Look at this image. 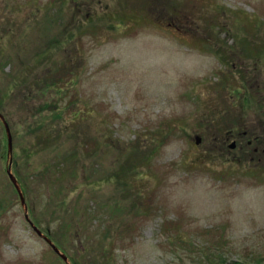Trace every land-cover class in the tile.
Segmentation results:
<instances>
[{
	"label": "rangeland",
	"instance_id": "374dc122",
	"mask_svg": "<svg viewBox=\"0 0 264 264\" xmlns=\"http://www.w3.org/2000/svg\"><path fill=\"white\" fill-rule=\"evenodd\" d=\"M0 19L10 22L4 32L0 22L9 56L0 95L13 139L10 152L0 119V264H73L30 224L58 227L50 215L55 179L62 209L74 219L81 207L78 229L90 225L93 240L88 254L74 225L67 250L57 247L84 264H264L256 262L264 259V178L246 174L252 155L237 137L256 120L249 97L264 96V0H0ZM45 59L75 64L49 100L61 127L79 112L88 137L77 142V180L47 175L49 185L29 181L23 190L17 169L22 177L42 171L50 157L29 166L23 153L30 123L50 117L37 89L56 74L54 64L38 65ZM230 113L239 122L218 131Z\"/></svg>",
	"mask_w": 264,
	"mask_h": 264
},
{
	"label": "trees",
	"instance_id": "16d2710c",
	"mask_svg": "<svg viewBox=\"0 0 264 264\" xmlns=\"http://www.w3.org/2000/svg\"><path fill=\"white\" fill-rule=\"evenodd\" d=\"M50 19V18H48ZM0 22H5L4 27H2L1 32H4L5 28L7 26H10L9 20H4ZM52 23V21H49ZM54 22V21H53ZM54 42V40L51 41V43ZM56 43V42H55ZM54 43V44H55ZM53 44V45H54ZM60 44V41L57 43ZM52 45V46H53ZM41 50V49H40ZM44 52V50H42ZM2 47H0V66L2 65L4 70V66L8 64L9 59H5L9 57L8 55H2ZM39 52L37 53L38 56L42 58L44 53ZM260 50L256 55H262L259 53ZM54 63L48 61V59H45L44 61H40L38 65L41 64H54L56 66L57 63L56 61H53ZM56 66V74L54 76L46 75L44 77V80L39 83L37 89L38 91L42 92L45 95V99H43L41 107H44L45 110H47V113L50 114V117L46 119L41 118L39 120H34L33 123H30V127H32L31 132L29 131L28 134L29 136L27 137L28 140V146L23 147V153L26 155V162L28 163L29 166L31 165V160L38 156L39 154H43L46 156V152H50L49 158L42 157V171L37 170L36 168H33L27 176H23L22 174L24 172L19 171L17 169L18 173V178L19 182L21 183V188L24 190H27V186H29V181H37L40 185H45L51 183V179L47 178V175H53L56 176V174L59 173V175H65L66 179L68 181H75L78 179V172H79V165H80V159L78 158L79 152L77 151V144H84L88 137L86 133L85 127L82 125L81 128H78L79 126L77 125V120L79 119V112L75 114L73 120L69 124L63 125L64 127H61L60 122L58 121L59 118L62 119V113L60 112V108L57 106V104L53 100H49V94L52 92H58L61 93L63 92V88H61L60 81L63 79L65 73L68 71H72L73 67L75 64L72 62V67L70 68L69 66L67 67L66 65ZM1 68V67H0ZM69 68V69H68ZM14 78V77H13ZM16 78H14L15 80ZM28 79L24 81L23 84H27ZM9 94V92H6ZM10 96V94H9ZM250 99H253L252 102H254L257 105V115L255 116L256 120H248L250 123L247 121L243 124H241L243 127H240L238 131V136L241 139V150L244 153H248L252 155V163H247V166L245 167L246 174L249 172L254 173L253 175L257 176L261 180L264 178V166L262 165V161L264 160V96H260L257 93H253L249 97ZM4 102V97L3 95H0V112L3 113V110L5 111L6 108V103ZM72 105L75 104V102H71ZM230 113L229 117H226L225 119H222L218 122V131L222 130L221 127L223 126L224 129L226 128L227 130L233 122H239L237 121V116ZM47 123H49L47 125ZM225 129V130H226ZM33 141H30L31 138ZM85 138V139H82ZM250 141L252 142L251 144ZM78 142V143H77ZM71 143V144H70ZM248 157V156H247ZM259 157V160L257 161V158ZM89 157H87L88 159ZM248 160V158H247ZM15 162V167H19V162L14 159ZM264 164V163H263ZM22 170V169H21ZM86 167H85V172H86ZM92 176L87 178H91ZM59 186L57 187V190L53 193V195H50V200L52 203V209L50 211V215L54 218V221H58V227L56 229H51V228H44L43 230H40L38 226H36L43 234H45L55 245L61 248L62 250H67L66 249V244L65 241L67 239V236L71 230L74 227V225H77V234L76 236L83 242L85 251L89 254L91 250L89 249V242H91V235L87 234L86 231L88 232V229L90 228V225L86 227V230L84 231L82 229H78V226H80V208L78 205L75 206L72 210L74 219L72 217L68 218L66 215L70 213L69 208L67 209H62V205L65 204L66 202L64 200V186L62 180H58ZM55 181H53V184ZM60 182H62L60 184ZM50 187V186H49ZM29 188V187H28ZM30 191V189H29ZM25 192V191H24ZM93 207V206H92ZM80 210H78V209ZM86 212L83 213V216L89 218V220H93L94 217H91L92 212L88 208H85ZM35 216V213H33ZM36 217V216H35ZM39 223L38 221H36ZM33 223V222H32ZM54 223V222H53ZM34 224V223H33ZM81 230V231H79ZM54 240V241H53ZM93 241V240H92ZM104 248H100V251H103ZM96 250V249H95ZM66 254V252L64 253ZM67 255V254H66ZM68 256V255H67ZM70 260H73V264H84L82 263V260H78L75 257H69ZM91 258V257H90ZM256 260V259H255ZM254 260V262H255ZM257 263H262L264 262V259H258L256 260ZM107 264L106 260L102 259H92L88 262V264ZM204 264H225L222 259L220 260H209L205 262Z\"/></svg>",
	"mask_w": 264,
	"mask_h": 264
},
{
	"label": "water",
	"instance_id": "95a60500",
	"mask_svg": "<svg viewBox=\"0 0 264 264\" xmlns=\"http://www.w3.org/2000/svg\"><path fill=\"white\" fill-rule=\"evenodd\" d=\"M0 118L3 120L4 124H5V127H6V131H7V135H8V146H9V151L12 152L13 150V143H12V134H11V130H10V127L8 125V123L6 122L5 118L3 117V115L0 113ZM196 143L199 144L201 142V137L200 136H197L196 138ZM236 146V143H232L230 145V147L233 149L235 148ZM9 176H10V179L11 181L13 182V184L15 185V187L17 188V190L19 191L20 193V196L22 198V202L25 203L24 201V198H23V195H22V192L20 190V187L18 185V182H17V179L15 178V176L10 172L9 170ZM35 230L39 233V235L42 236V233L37 229L35 228ZM45 237V236H44ZM45 239L47 240V242L52 246V248L54 249V251L65 261V262H68V258L65 254H63L62 252H60V250L47 238L45 237Z\"/></svg>",
	"mask_w": 264,
	"mask_h": 264
}]
</instances>
